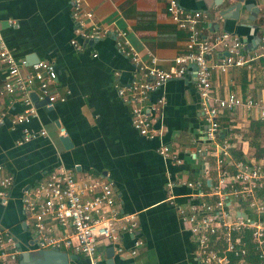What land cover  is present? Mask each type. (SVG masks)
Here are the masks:
<instances>
[{
    "label": "crops",
    "instance_id": "0c3cea01",
    "mask_svg": "<svg viewBox=\"0 0 264 264\" xmlns=\"http://www.w3.org/2000/svg\"><path fill=\"white\" fill-rule=\"evenodd\" d=\"M237 1L181 0V3L188 9L210 14L209 21L204 23L206 31L233 32L247 49L255 48L253 41L257 42L256 36H261L258 47L264 46V0L243 1H253L260 7L256 21L249 19L250 12L246 9L238 20L222 18L220 10ZM85 4L100 24L127 30L145 63L154 55L159 66L168 67L185 49L186 33L169 16L165 0H85ZM10 20L15 23L10 24ZM254 23L258 24L257 29L252 27ZM0 27L18 61L25 60L31 65L30 59L35 56L53 61L61 91L67 94L66 101L56 102L53 107L37 106L39 116L29 126L33 130L45 128L47 135L23 144H18L23 126L12 127L10 119L22 112L24 105L13 96L0 95V109L7 112L6 122L0 126V164L14 177L9 198L0 199V228L13 234L22 250H33L34 226L23 211V189L64 165L79 175L86 171L108 175L116 184L122 211L138 212L137 235L144 239L140 253L133 257L114 250L110 254L113 246L102 242L100 250L104 255L98 264H200L195 241L182 227L166 184L170 178L186 175L190 179H204L207 191H211L217 180V162H211L215 156L209 157L212 170L207 175L203 172L204 155L198 154L205 143L207 123L200 108L195 68L190 67L183 77L170 79L151 94V102L161 97L166 100L157 123L164 125V134L162 138L148 139L134 129L131 107L119 97L115 87L118 81L129 83L132 65L119 53L112 37L87 43L82 50L73 47L68 0H0ZM223 55L224 52L216 51L212 60L217 61ZM253 64L251 68L233 66L227 71L214 68L211 81L216 94L223 97L235 93L264 105V57ZM116 71L121 72L120 76L115 75ZM8 77L5 66L0 64V87ZM39 93L37 85L31 88V94L39 97ZM258 121L263 125L252 128V123ZM220 123L222 138L231 143L227 160H264V156L255 154L256 142L264 146V119L256 108L241 107L226 112ZM161 141L177 146L184 163L176 165L160 156L156 148ZM173 190L177 202L190 199L187 187L176 186ZM245 208L251 212L247 205ZM63 233L64 228L57 224L54 234ZM133 241V235H124L127 250ZM77 255L71 264H90L87 256Z\"/></svg>",
    "mask_w": 264,
    "mask_h": 264
},
{
    "label": "built area",
    "instance_id": "2783aa9c",
    "mask_svg": "<svg viewBox=\"0 0 264 264\" xmlns=\"http://www.w3.org/2000/svg\"><path fill=\"white\" fill-rule=\"evenodd\" d=\"M71 5L74 36L71 44L82 50L87 43H96L106 38L114 39L117 50L133 67L128 84L119 81L115 87L119 97L131 107L132 125L148 139L162 138L164 125H157L166 100L161 97L155 102L150 96L162 88L170 79L183 77L190 67L195 68L196 87L200 108L207 123L205 143L198 149L203 154L204 173L210 174L209 157L215 156L218 176L216 183L207 191L208 185L201 178L190 179L183 175L170 178L167 189L169 200L175 206L182 227L187 230L196 244L200 264H253L254 256L264 264V160H227L231 143L223 139L220 119L226 112L241 107L257 109L264 119V105L252 97L246 99L235 93L221 97L216 94L211 81L214 68L227 71L233 66L252 67L264 57V46L247 49L245 42L230 31H206L204 23L210 14L202 10L186 8L181 0H165L167 12L176 26L186 33V45L168 67H161L158 58L151 56L145 63L130 41L125 29L97 22L95 13L85 0H68ZM10 20V24H14ZM224 52L223 58L213 61L212 54ZM97 57V52H94ZM0 64L8 72V79L0 87V95L13 96L24 105V110L15 114L12 127L23 126V144L39 136L47 135L45 128L33 130L30 124L39 116L31 88L38 86L39 100L48 99L53 107L64 102L67 94L61 91L55 63L40 59L28 65L18 61L7 45L0 27ZM28 65V66H27ZM27 71L23 72V67ZM119 71L115 75L120 76ZM7 120V112L0 109V126ZM156 152L168 162L184 163L177 146L160 142ZM14 183L13 175L6 173L0 164V199L7 201ZM184 186L190 189V199L177 202L173 189ZM262 193V194H261ZM251 210L253 217L246 210ZM22 206L26 220L34 226V249H60L75 254H84L90 264H98L104 251L100 244L111 245L118 254L128 252L137 256L144 246L138 236L140 221L138 212H124L117 202V188L108 175L75 170L61 165L52 170L43 180L23 189ZM247 213V217L238 214ZM64 228L63 234H54L55 226ZM134 236L132 247L127 250L123 238ZM19 242L8 230L0 228V264H19L22 252Z\"/></svg>",
    "mask_w": 264,
    "mask_h": 264
},
{
    "label": "water",
    "instance_id": "95a60500",
    "mask_svg": "<svg viewBox=\"0 0 264 264\" xmlns=\"http://www.w3.org/2000/svg\"><path fill=\"white\" fill-rule=\"evenodd\" d=\"M244 0H239L237 2L231 3L229 5L224 6L219 14L222 18H233L238 20L240 18L241 12L243 9H246L250 12L249 19L251 21H256L259 13L260 7L258 4L252 2L243 3ZM222 2L217 3L220 6ZM254 29L258 28V24H252ZM258 41H253L255 48L258 47L260 41L262 40L261 36H256ZM40 58L35 56L34 59H30L33 63L39 61ZM32 99L35 101L36 106L46 105L48 103V99L39 100L36 94H31ZM238 214L247 217V213L243 211H238ZM34 243V241H33ZM110 254L114 252V248L109 249ZM79 256L75 253H69L68 251L60 250V249H33V250H23L20 254L19 264H71L73 259H77Z\"/></svg>",
    "mask_w": 264,
    "mask_h": 264
},
{
    "label": "trees",
    "instance_id": "16d2710c",
    "mask_svg": "<svg viewBox=\"0 0 264 264\" xmlns=\"http://www.w3.org/2000/svg\"><path fill=\"white\" fill-rule=\"evenodd\" d=\"M261 125H263L261 121L253 122V123H252V128L255 129V127H256V129H257V128H259ZM254 144H255V143H254ZM255 147H256V152H255L256 157H262V156H264V146H261L260 142H256ZM211 162L216 163V159H215V158L212 159ZM206 184H207V182H206ZM247 212L249 213V215H250L251 217H253V215H252V213H251L250 211H247ZM254 258H255V257H254ZM253 261H254L253 264H259V261H258L256 258L253 259Z\"/></svg>",
    "mask_w": 264,
    "mask_h": 264
}]
</instances>
